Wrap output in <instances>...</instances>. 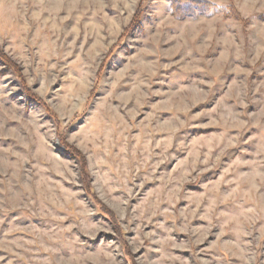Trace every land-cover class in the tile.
Here are the masks:
<instances>
[{"label":"rangeland","instance_id":"rangeland-1","mask_svg":"<svg viewBox=\"0 0 264 264\" xmlns=\"http://www.w3.org/2000/svg\"><path fill=\"white\" fill-rule=\"evenodd\" d=\"M0 264H264V0H0Z\"/></svg>","mask_w":264,"mask_h":264}]
</instances>
